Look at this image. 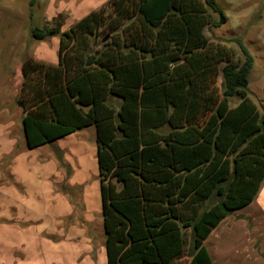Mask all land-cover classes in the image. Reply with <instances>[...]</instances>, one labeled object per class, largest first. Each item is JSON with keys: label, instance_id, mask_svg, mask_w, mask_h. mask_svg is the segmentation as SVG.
<instances>
[{"label": "trees", "instance_id": "trees-1", "mask_svg": "<svg viewBox=\"0 0 264 264\" xmlns=\"http://www.w3.org/2000/svg\"><path fill=\"white\" fill-rule=\"evenodd\" d=\"M110 4L69 30L32 29L60 45L57 65L22 64L27 146L96 127L107 264H171L187 230L189 264H214L204 241L264 182V111L248 91L255 60L240 38L227 40L240 56L208 40L206 28L227 21L217 0Z\"/></svg>", "mask_w": 264, "mask_h": 264}, {"label": "rangeland", "instance_id": "rangeland-1", "mask_svg": "<svg viewBox=\"0 0 264 264\" xmlns=\"http://www.w3.org/2000/svg\"><path fill=\"white\" fill-rule=\"evenodd\" d=\"M31 2L0 0V264L7 261L2 248L3 225L8 222L15 226V219L20 221L15 227L29 230L22 240L32 250L34 260L37 259L41 240L35 229L50 223V216L57 211L51 204L58 193V196L67 194L71 199L85 195L97 205L94 209L101 208L97 142L91 131L76 137L78 146L67 140L60 143L69 147L64 155L66 163L62 152L52 149L51 144L29 149L21 125L23 109L18 105L17 98L24 80L21 67L25 60L33 58L57 64L59 59L60 37L38 41L33 38L32 29L47 25L59 26L62 31L69 30L92 12L110 8L111 0H37L34 5ZM217 3L227 21L218 28H206L205 34L210 42L226 45L235 50L238 56V45L227 40L240 38L243 41L255 60L250 74L249 95L263 112L264 0H217ZM112 34L111 30L102 32L93 49L97 50L101 40ZM226 64L223 62L221 68ZM217 84L221 87V77ZM236 103L234 101L232 105ZM51 150L58 163L42 165L41 156L49 154ZM76 210H79V206ZM16 213L19 214L17 218ZM99 216V224H94L96 228L91 231L97 230L96 241L103 242L104 219L102 215ZM213 231V235L204 242L212 252L215 264H264V182L249 206L232 213ZM185 236V252L171 264L190 263V230L185 232ZM19 247V244L12 246V254L28 264L23 259L27 251L24 256L20 255ZM102 260L104 258L99 257L97 264H107ZM17 261L12 264H19V259Z\"/></svg>", "mask_w": 264, "mask_h": 264}, {"label": "crops", "instance_id": "crops-1", "mask_svg": "<svg viewBox=\"0 0 264 264\" xmlns=\"http://www.w3.org/2000/svg\"><path fill=\"white\" fill-rule=\"evenodd\" d=\"M52 65H57V64H52ZM24 116L25 113L23 112V117ZM21 125H22V120H21ZM22 130H23V126H22ZM89 130L91 131V135L95 137L97 142L96 127L91 126L82 129L80 131H77L76 133L66 136L60 140H57L54 143H52L50 146H52V149L56 148L57 150H59L60 153L62 152L64 159V155L67 151H69V147L68 144L62 145L60 143L62 141L67 140L70 141L71 144H76L75 146H78L79 143L78 140H76V137H79L81 133H85L86 131ZM24 139L27 146L25 133H24ZM40 161L42 165H46L49 163L55 165L56 163H58V160L54 157L52 150L49 154L47 153L41 156ZM64 163H66L65 159H64ZM54 182H56V179H54ZM54 185L55 184L52 185L53 188ZM58 194L55 196L51 204L55 206V208H57L56 209L57 211L50 216L51 219L50 223L45 225V227L41 226L39 229L38 227L37 229H35L37 237L39 238V240H41L38 248V252L40 253L39 256L36 257L37 259L34 260L32 250H29V248L26 246V241L22 240L24 237L28 235L29 230L23 227L22 228L15 227L18 225V223H20V221H18L17 219L14 220L15 226H12L13 223H8V222H6L3 225L2 248L4 250L3 252L6 253L7 255V261H5V264L16 263L18 262L17 261L18 259H19V264H24V262H22L20 257H15L12 254V246L16 244L20 245L19 247L20 255L24 256L25 252L27 251L23 259L28 264H97L98 258L101 256L102 259L104 258V260L107 261L105 236L103 242H97L95 235L97 234L96 233L97 230L91 231L92 228H96L94 224L95 225L99 224L100 216L98 217V215H102L103 217L102 202H101V208L98 207L97 209H94V207H97V205L93 202V200L88 199L87 196L85 195L82 196L79 195V197L81 198L71 199L69 196H67V194H62L59 196ZM4 199L5 196L2 199L3 207L5 208L6 204L4 203L5 201ZM77 206H79V210H76ZM5 211L6 209H4V215H5ZM18 216L19 214L16 213L15 218H17ZM8 218L9 220H11L10 214L8 215ZM31 224L35 225L34 223ZM213 233L214 231L210 234L208 239L213 235ZM104 235H105V229H104ZM98 243H100V247H98L99 245ZM99 248L101 249V251L99 250ZM208 251L210 255L213 257L212 252L209 249Z\"/></svg>", "mask_w": 264, "mask_h": 264}]
</instances>
